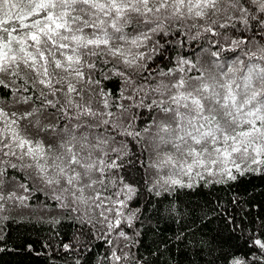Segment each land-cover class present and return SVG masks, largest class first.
Listing matches in <instances>:
<instances>
[{
	"label": "snow or ice",
	"instance_id": "snow-or-ice-1",
	"mask_svg": "<svg viewBox=\"0 0 264 264\" xmlns=\"http://www.w3.org/2000/svg\"><path fill=\"white\" fill-rule=\"evenodd\" d=\"M46 250L264 264V0H0V257Z\"/></svg>",
	"mask_w": 264,
	"mask_h": 264
},
{
	"label": "trees",
	"instance_id": "trees-1",
	"mask_svg": "<svg viewBox=\"0 0 264 264\" xmlns=\"http://www.w3.org/2000/svg\"><path fill=\"white\" fill-rule=\"evenodd\" d=\"M205 191H208V189H205ZM219 194V193H218ZM258 194V193H257ZM187 202V201H186ZM193 203H198L203 205L204 204V197L202 196H196L194 197ZM188 219H191L189 216ZM62 227L60 225L55 226L53 228L52 225L45 223L43 221H34L33 224L29 225V227L34 228L35 232L33 233V238L37 240H48L49 237H51V243L55 246L59 241L60 237L55 235L56 229H59L61 233L64 235L65 239L68 238V236L71 235L72 232L75 231V228L70 225V222L68 221H63L62 222ZM200 225H194L193 229L199 227ZM161 227H165L164 222L161 223ZM173 228L176 230H179V225H172ZM217 227L216 224H209L208 228H205L204 231L206 233L209 232V229H215ZM166 236H171L172 232H167L165 233ZM153 239L152 237H149V242ZM39 246V244H37ZM48 254L40 256V257H35L31 256L27 258L26 260H23V264H64L63 261L59 259V253L58 252H52L51 250H46ZM54 255L57 257L55 260H51L50 256ZM147 255V253H145ZM170 257H174L171 260V264H189V261H194L196 258L189 254L187 257H182L180 252L176 251L174 253H170L169 256H165L160 264H164L165 260H169ZM85 260L91 261V254L88 256L84 257ZM22 258L19 256H14L12 254L4 255L3 257H0V264H21Z\"/></svg>",
	"mask_w": 264,
	"mask_h": 264
}]
</instances>
